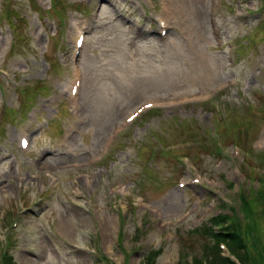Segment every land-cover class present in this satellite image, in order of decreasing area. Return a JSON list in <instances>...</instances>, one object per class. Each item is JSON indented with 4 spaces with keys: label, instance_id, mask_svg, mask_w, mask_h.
Wrapping results in <instances>:
<instances>
[{
    "label": "rangeland",
    "instance_id": "374dc122",
    "mask_svg": "<svg viewBox=\"0 0 264 264\" xmlns=\"http://www.w3.org/2000/svg\"><path fill=\"white\" fill-rule=\"evenodd\" d=\"M30 1L11 0L10 9L4 18L0 17V67L13 72L21 88H27L34 101L48 87L60 85L59 76L55 78L53 71L68 54L66 44L60 38L61 25L63 27L65 19L71 16L86 13L94 1L63 0L72 5L76 2L75 9L57 1L55 7L51 4L49 12H46L49 0L35 4V7ZM97 1L102 4L100 15L82 54L81 114L84 122L76 127L71 143L63 148L54 143L61 137V123L68 122V116L63 112L64 104L59 103V111L53 116L45 119L41 116L35 133L37 137L29 152L18 154L8 116H22L17 108L24 101L19 97L20 89L9 87L14 108L0 103V141L4 144L0 156V228L16 214L14 199L19 189L24 193L25 203L39 191L49 189L46 179L37 176L41 165L36 158L51 163L57 182L59 180L56 200L36 207L37 213L27 212L23 225L20 223L21 228L14 230L16 238L9 248V253H13L12 264H94L100 262L96 257L98 251L100 255L108 254L110 258L120 260L122 252L116 240L119 227L123 232L120 245L130 251L129 264H140L160 240L161 254L149 253L155 264H178L186 252L202 251L205 232L195 228L206 224L200 223L204 216L227 208L225 205L221 208L218 196L229 191L228 182H233L234 186L241 183V188L252 187L256 183L254 180L264 174V162L258 158L264 155L259 152L264 149V11L245 16L251 0H223L217 20L223 37L218 39L210 32V0L209 3L208 0H170L168 14H173L178 26L170 32L167 42L160 43L152 33L137 41L131 39L134 23L142 15L151 13L148 7L156 0ZM26 6L28 10L24 8ZM21 12L27 21L32 16L35 38L39 40L28 39L26 22L18 19ZM10 25H23V40H13L14 30ZM183 35L188 39H183ZM223 39L236 49L237 63L233 68L227 65L225 51L215 47ZM231 77H237L240 85L224 91L214 109L198 103L201 98L194 102L176 101L167 104L176 108L152 112L135 122L107 161L98 167L84 169L92 173L101 191L90 213L72 204L76 201L73 183L80 181L82 171L69 169L66 165L72 161L83 162L87 154L94 153L111 127L140 101L207 90ZM2 82L5 83L0 77ZM249 82L259 83L263 89L246 93L244 85ZM181 132L190 135L183 137L179 135ZM177 140L186 143L185 149L169 155L160 153L163 145L168 147ZM216 142L225 146L224 151L229 157L219 159L214 155ZM234 142L252 151L243 155L231 144ZM236 150L238 154H235ZM152 152L157 154L154 161L149 160ZM176 153L190 156L187 167L192 168V163L197 165L204 181L202 184L174 185L177 177L187 172L178 167ZM9 160L13 161L12 169L7 167ZM23 172L34 177L22 183L19 175ZM119 182L130 183L134 190L145 195L148 205L160 206L164 214L153 215L139 204L136 206L139 208L131 210L130 204L124 202H121V214L120 209L105 203L104 185ZM257 198L259 201L247 210V215L239 210L237 215L242 220L243 232L246 230L244 224L247 226L250 245L262 252L260 262L264 264V200H260L259 195ZM233 200L232 206H235L234 196ZM74 213L83 218L74 219ZM53 216L62 223L57 233L51 232L50 228ZM29 221V229L30 226L34 228L33 237L24 228ZM65 222L70 224L65 225ZM140 229L144 231L142 239L137 235ZM60 234L68 238L73 236L92 250L97 249L96 253H68L57 237ZM29 245L38 252L37 257L27 255L25 258L22 255L26 254L18 251Z\"/></svg>",
    "mask_w": 264,
    "mask_h": 264
},
{
    "label": "trees",
    "instance_id": "16d2710c",
    "mask_svg": "<svg viewBox=\"0 0 264 264\" xmlns=\"http://www.w3.org/2000/svg\"><path fill=\"white\" fill-rule=\"evenodd\" d=\"M219 238L224 240L233 250L230 251L234 254L238 261L236 262L232 259H226L221 264H261V255L247 249L245 243V233L242 231L240 226L234 227L226 233H222ZM239 251L242 252L240 255L237 254ZM214 264H218L216 259H214Z\"/></svg>",
    "mask_w": 264,
    "mask_h": 264
},
{
    "label": "bare ground",
    "instance_id": "6f19581e",
    "mask_svg": "<svg viewBox=\"0 0 264 264\" xmlns=\"http://www.w3.org/2000/svg\"><path fill=\"white\" fill-rule=\"evenodd\" d=\"M73 218H74V219L76 218V219L79 220V219H82L83 216L81 215L80 218H79L78 215H76V213H74V214H73ZM66 224L69 225L70 222H65V225H66ZM109 224H110L109 227H111L112 222H110ZM61 226H62V223L60 224V227H61ZM66 228H68V227H66ZM108 230L110 231L111 229L108 228ZM22 256L25 257V258H28L27 255H22Z\"/></svg>",
    "mask_w": 264,
    "mask_h": 264
}]
</instances>
